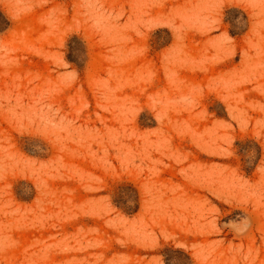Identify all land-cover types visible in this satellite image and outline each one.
<instances>
[{"label": "rangeland", "instance_id": "obj_1", "mask_svg": "<svg viewBox=\"0 0 264 264\" xmlns=\"http://www.w3.org/2000/svg\"><path fill=\"white\" fill-rule=\"evenodd\" d=\"M0 12V264H264V0Z\"/></svg>", "mask_w": 264, "mask_h": 264}, {"label": "trees", "instance_id": "obj_2", "mask_svg": "<svg viewBox=\"0 0 264 264\" xmlns=\"http://www.w3.org/2000/svg\"><path fill=\"white\" fill-rule=\"evenodd\" d=\"M8 25V20L6 17L0 12V30L4 29Z\"/></svg>", "mask_w": 264, "mask_h": 264}]
</instances>
